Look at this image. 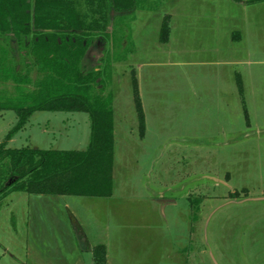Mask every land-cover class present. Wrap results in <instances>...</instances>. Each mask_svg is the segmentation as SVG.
<instances>
[{
	"label": "rangeland",
	"instance_id": "1",
	"mask_svg": "<svg viewBox=\"0 0 264 264\" xmlns=\"http://www.w3.org/2000/svg\"><path fill=\"white\" fill-rule=\"evenodd\" d=\"M215 1L222 44L238 59L232 65L183 49L179 12L210 17ZM244 1L136 0L128 15L113 10L111 35L94 52H105L104 85L113 96V194L10 193L0 200V264H96L90 248L100 245L106 264H264V1L249 3L243 15L237 3ZM177 12L172 39L162 42L165 17L172 28ZM239 31L246 38L236 47ZM230 72L242 84L238 96L222 97L231 103L215 112L216 89L199 81L221 76L224 83ZM17 121L13 110L0 112V142ZM90 136L88 113L40 110L8 145L86 149Z\"/></svg>",
	"mask_w": 264,
	"mask_h": 264
},
{
	"label": "trees",
	"instance_id": "2",
	"mask_svg": "<svg viewBox=\"0 0 264 264\" xmlns=\"http://www.w3.org/2000/svg\"><path fill=\"white\" fill-rule=\"evenodd\" d=\"M135 7L136 0H0V84L12 85V90L0 88V112L13 110L18 116L16 126L0 142V200L15 191L88 197L113 194V96L104 85L105 52L102 56L93 52L99 40L106 46L113 10L128 15ZM170 19L165 17L162 42L170 39ZM237 83L241 87L238 77ZM133 87L144 135L146 117L135 74ZM40 110L88 113V147L9 146L12 136ZM189 201L199 209V201L192 196ZM92 251L96 264H106L104 245Z\"/></svg>",
	"mask_w": 264,
	"mask_h": 264
},
{
	"label": "crops",
	"instance_id": "3",
	"mask_svg": "<svg viewBox=\"0 0 264 264\" xmlns=\"http://www.w3.org/2000/svg\"><path fill=\"white\" fill-rule=\"evenodd\" d=\"M259 1H262V0H259ZM251 2L253 3V0H245L242 3H237L238 5L240 4V6L242 8L241 13L243 15H244L245 8ZM216 3H217V1H215V5L213 4L214 14L211 15L210 17H208L207 15L201 16L198 13L193 14L196 16V17H194L193 15L190 14L189 11H186L184 13L179 12V13H181V15L182 14L184 15L183 25H182V30H181V31H183V34H182V39H183L182 41L184 44L183 49L188 55H191L193 53L205 54V56L208 57V58H206L205 63H207L209 61V63H211V64H220V65H223V64L229 65L230 64V65H232L234 63H238V62H236V61H238V59H237V56L235 54L233 55V52H230L232 49L231 46H228V44H226V46H223V44H222L223 20L221 19L220 14H219L220 10H217L218 5H216ZM171 15H172V21H174L173 22L174 25L171 28L172 33L170 35V39L167 42V44L172 39L173 32L178 27V22L180 20V19H178V16H179L178 12H177L176 16H175V13H173ZM206 18L208 20H205ZM177 20H178V22H177ZM202 20H204V21H202ZM243 20L244 21H242L241 24L244 25V23H245L244 17H243ZM235 36L237 38V42H236V47H237L238 42L245 39L246 35L244 32L239 31L238 35H235ZM191 38H193V40L195 39L199 44L198 45L194 44V43L192 44ZM233 56H234V58H233ZM211 64L209 66H212ZM209 73H211V71H209ZM214 73L216 75L217 71ZM232 79H233V73L230 72L229 79L225 80L224 83H223L221 76H219L220 82L219 81H215L214 83L212 81L208 82L205 78L203 80L199 81V87L201 86V87H204L206 89H209V88H215L216 89L215 97H217L216 98L217 107H216L215 112L221 113L222 110L224 108H227L228 105L231 103L230 102L231 98L238 96V92L236 91V88H238L237 83L235 84L234 83L235 80L234 79L232 80ZM222 97L230 98V101L227 100L226 102H223ZM223 104H225V106ZM90 250H92V249L90 248Z\"/></svg>",
	"mask_w": 264,
	"mask_h": 264
},
{
	"label": "flooded vegetation",
	"instance_id": "4",
	"mask_svg": "<svg viewBox=\"0 0 264 264\" xmlns=\"http://www.w3.org/2000/svg\"><path fill=\"white\" fill-rule=\"evenodd\" d=\"M101 45H102V42H101L100 40L97 41L98 49H95L94 52H95L96 50H97V51L100 50V48L103 47V46H101ZM94 52H93V53H94ZM94 55H95V54H94Z\"/></svg>",
	"mask_w": 264,
	"mask_h": 264
}]
</instances>
